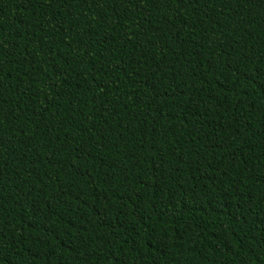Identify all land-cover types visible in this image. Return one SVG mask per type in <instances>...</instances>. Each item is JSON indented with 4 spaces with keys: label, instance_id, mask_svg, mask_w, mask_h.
<instances>
[{
    "label": "trees",
    "instance_id": "trees-1",
    "mask_svg": "<svg viewBox=\"0 0 264 264\" xmlns=\"http://www.w3.org/2000/svg\"><path fill=\"white\" fill-rule=\"evenodd\" d=\"M0 264H264V0H0Z\"/></svg>",
    "mask_w": 264,
    "mask_h": 264
}]
</instances>
